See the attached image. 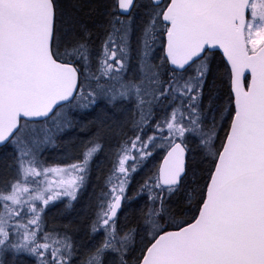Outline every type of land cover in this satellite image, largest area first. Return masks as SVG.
Returning a JSON list of instances; mask_svg holds the SVG:
<instances>
[{
    "label": "snow or ice",
    "instance_id": "obj_1",
    "mask_svg": "<svg viewBox=\"0 0 264 264\" xmlns=\"http://www.w3.org/2000/svg\"><path fill=\"white\" fill-rule=\"evenodd\" d=\"M138 7L137 0H112L97 50L91 31L65 19L59 0H0V145L11 142L19 150L16 176L0 188V264H7L10 253L36 256L40 264H73L71 236L44 231L42 213L63 197L77 199L101 145L89 142L75 163L44 166L40 144L29 139L30 124L64 109L92 107L98 98L133 101L140 120L134 138L117 153L109 190L90 226L103 239L82 264H106L111 255L116 264H129L136 230L122 231L116 217L127 199L129 172L157 148L165 155L141 185L152 206L132 264H264V0H149L136 40L137 70L129 77ZM158 44L163 55L154 63ZM217 49L228 65L230 92L215 109L221 120L213 115L206 127L200 99ZM85 81L95 86L86 88ZM157 107L163 115L151 123ZM225 120L221 139L217 125ZM189 138H198L209 167L188 194L196 205L193 215L173 218L166 227L165 194L186 182Z\"/></svg>",
    "mask_w": 264,
    "mask_h": 264
},
{
    "label": "trees",
    "instance_id": "obj_2",
    "mask_svg": "<svg viewBox=\"0 0 264 264\" xmlns=\"http://www.w3.org/2000/svg\"><path fill=\"white\" fill-rule=\"evenodd\" d=\"M139 1L140 0H138L137 3H139ZM111 3L112 0H59L60 10L63 12L65 19L71 18L76 23L77 29L79 28V25L82 24L91 31L92 47L97 50H99L101 41L104 37L103 26L106 24V13L109 10V6L111 5ZM147 3L149 5V0H147ZM148 5L142 6L143 10H141L139 6V10H135L133 14V16H136L132 20L133 32L131 38L132 49L130 63H133V65L134 63H136L137 65L136 40L140 34L143 23L148 18ZM161 48L162 46L158 44L154 50V63L160 62L159 57L163 55ZM61 51H63V49H61ZM208 64L209 70L202 89L200 107L206 104V112L211 114V117L215 115L216 120L220 121V113L215 111V109L219 106H223L229 99L230 88L226 71L228 65L225 63L223 57L219 52H214L213 55L209 57ZM131 76L132 75H129V77ZM82 80H84L83 76ZM89 83H91L93 87L95 86L94 82L85 81L86 88ZM103 102L108 105V108H112L116 106L115 104L119 103V100L113 103V105H110L107 100H103ZM80 109L82 108L72 107L71 109H64L63 112H79V114H81L82 116L83 113ZM212 111H214L213 114ZM154 113V116L151 118V123H154L156 120L160 119V117L163 115V110L157 107L154 109ZM133 117L134 116H131V119L128 122L124 123L125 127L123 128L125 129H123V131L125 132V135L127 137L134 138V136L136 135L135 125L140 119L136 120V118L133 119ZM51 119L48 118L41 122L32 123L30 124V128L35 130L36 127H46L45 125H49L48 122H50ZM70 121L72 120L70 119ZM226 128L227 120H225L223 123H218L217 132L220 130L219 137L221 135V137L223 138ZM145 131H147L149 135L152 134V130L147 126L145 127ZM42 134L43 133H41L40 135H36L34 133L32 135L39 138V136H42ZM49 136L52 140V144H54L53 148H56L58 144H61V135L53 132V134ZM217 141V145L219 146L220 139H217ZM195 143L197 147L194 159H189L187 162L188 176L186 178V182L182 184L181 188L173 194H165L164 206L168 210V214L164 215L162 213V215H164V220H162L161 223H163L166 227L168 221L173 218L176 220V222H181L184 220H189L193 215L192 209L196 205L194 201L190 202L188 200V194L190 193L191 188L195 186L193 181L199 180L200 177L206 174L205 169L209 167L210 163V160L205 158V153L199 146V142H197L196 139ZM12 146V143L9 142L7 145L0 147V157L2 155H5L6 157L9 155L8 157H10V155H14V153L16 154V156H19V150L12 148ZM110 146L111 143L106 140V152H108L107 148ZM110 151L111 150L109 149V152ZM1 153L5 154L1 155ZM193 171L195 172V176L192 175ZM90 174V171H87L88 182L85 184L86 187L85 185L83 186L82 190L78 194L77 201H75L74 207L71 208V210L65 209V211L61 212L62 204L59 203L56 209L49 207V209L46 210L42 215L44 231L56 233H64L66 231L71 236L72 241L77 249L76 253L73 256V264H82V261L84 260V257L87 254L88 250L91 249L94 245H97L103 239L102 232L92 233L90 226L96 219V213L98 211L97 206L101 202L103 194L107 193L109 190L110 185L107 183V181L111 174V164L109 163L108 166L104 167V170H102V172L97 175L96 180L93 179V176L91 175V181ZM149 176L150 175H144L142 177H139L136 171V173H134L133 176L130 177L131 179L128 182L126 190L127 199L123 201L121 212L116 218L117 226L122 231H127L128 229L136 230V232L134 233L133 243L130 245V249H136V251L129 252V264H132L134 256L139 254L138 250L141 247V241L143 236L145 235V228L147 227L145 223V213L152 206V202L148 198V192H141V185L144 184L145 180L148 179ZM128 203L131 204V207L126 212V215H124L126 216L125 219L122 220L125 206ZM155 207H160L159 201L156 202ZM76 210H79L80 213L76 214ZM74 214L78 216V219L72 221L71 219ZM157 219H159V217ZM169 229L173 228H168V230ZM27 259L29 261H26L25 264H40L39 260L36 261L34 258L28 257ZM18 264L24 263L21 262ZM106 264H116L114 255L106 257Z\"/></svg>",
    "mask_w": 264,
    "mask_h": 264
},
{
    "label": "rangeland",
    "instance_id": "obj_3",
    "mask_svg": "<svg viewBox=\"0 0 264 264\" xmlns=\"http://www.w3.org/2000/svg\"><path fill=\"white\" fill-rule=\"evenodd\" d=\"M138 5L140 7L147 6V0H140ZM156 56V55H155ZM136 63H130L131 71L128 72V75H133L136 72ZM106 100L104 98H98L96 105L89 107V108H82L81 114L76 112H63L60 116L56 118H52L50 120L49 125H45L46 127H36L33 130L32 134L40 135L37 138L36 136H29V139L34 140L40 144V150L38 153L40 161L44 164V166H66L71 163H75L82 159V153L84 151L85 145H88L89 142H97L101 145L100 151H98L88 165V170L90 171V176H93V179L96 180L97 175H99L104 167L111 164V174L113 171V167L117 162V153L120 150V147L124 144L125 141L129 140V138L125 135L123 131V127H125L124 123L128 122L131 119V116H134L136 120L140 119L139 110L137 109L135 103L131 100H119L118 104L112 108H108V105L103 102ZM132 103H131V102ZM101 102V103H100ZM116 102V101H115ZM114 102V103H115ZM113 105V103H110ZM202 111L206 117L205 125L211 126L212 125V115L206 112V104L202 105ZM214 111H212V114ZM70 115V116H69ZM70 119L72 121H70ZM220 131V130H219ZM219 131L217 132V136L219 137ZM53 132L61 135L60 142L56 148L54 144H52V140L49 135H52ZM152 132V131H151ZM221 135H220V137ZM195 139L198 142V138H189L187 143L190 151L188 152V160L194 159L195 151H196V143ZM106 140L111 143V146L107 148L106 152ZM220 142V141H219ZM216 145L218 141H215ZM52 144V145H51ZM12 148L18 149L16 144L12 143ZM121 145V146H120ZM218 146V145H217ZM109 149L111 150L109 152ZM114 149V150H113ZM107 153H105V152ZM163 149H155L153 150L152 156L148 157L146 160L143 161H136V171L139 177L144 175H152L159 167L160 158L163 156L164 151ZM5 154V153H1ZM135 155V152H133ZM9 156V155H8ZM6 157L2 155L0 157V188H3L8 182L12 181L16 176V165H17V158L16 154L10 155V157ZM128 165L133 164V161H128ZM135 172H129L128 182L131 179L130 177L133 176ZM86 178L83 183V186L88 182ZM91 176V181H92ZM90 178V177H89ZM113 182H116V178L113 177ZM83 186L79 190L78 194L82 190ZM128 183L126 185L127 190ZM86 187V185H85ZM77 194V198H78ZM126 195V193H125ZM75 201H71L68 197H63L59 200L51 202L48 206L44 207L41 202H37V204L41 207H44L43 213L52 207L54 209L57 208L59 203L62 204L61 212L65 211V209L71 210L74 207ZM123 207V206H122ZM131 204H126L124 213L122 216V220L125 219L126 212L130 209ZM70 212V211H69ZM121 212V211H120ZM42 213V215H43ZM76 214H79L80 211L76 210ZM78 216L73 215L72 221L77 220ZM34 258L36 261L39 260L38 257L29 255L27 253H19L13 256L11 253L7 256V264H18V263H26L29 261L27 258Z\"/></svg>",
    "mask_w": 264,
    "mask_h": 264
},
{
    "label": "water",
    "instance_id": "obj_4",
    "mask_svg": "<svg viewBox=\"0 0 264 264\" xmlns=\"http://www.w3.org/2000/svg\"><path fill=\"white\" fill-rule=\"evenodd\" d=\"M214 52H219V53L222 55V57H223L225 63L227 64L226 59H225L224 56H223V52H222V50L217 49V50H214ZM33 119H34L36 122H39V121H43V120H45V119H47V118H33ZM7 144H8V143H6V144H4V145H0V147H3V146H5V145H7ZM164 155H165V153H164ZM164 155H163V156H164ZM163 156H162V158H161L160 164L162 163ZM187 162H188V153H187V155H186V166H187ZM160 164H159V165H160ZM122 206H123V201H122L121 208L118 210L117 216L120 214V211H121V209H122ZM169 230H174V229H169Z\"/></svg>",
    "mask_w": 264,
    "mask_h": 264
},
{
    "label": "flooded vegetation",
    "instance_id": "obj_5",
    "mask_svg": "<svg viewBox=\"0 0 264 264\" xmlns=\"http://www.w3.org/2000/svg\"><path fill=\"white\" fill-rule=\"evenodd\" d=\"M138 1V0H137ZM141 10H143V7H140ZM149 9V8H148ZM137 11L139 10L138 8L136 9ZM134 14V13H133ZM136 16H133V18H135ZM155 52V51H154ZM128 75V73H127ZM129 76V75H128ZM132 77V76H131ZM81 80H82V76H81ZM15 154V153H14Z\"/></svg>",
    "mask_w": 264,
    "mask_h": 264
}]
</instances>
